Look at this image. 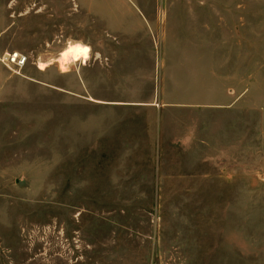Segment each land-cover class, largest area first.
I'll return each mask as SVG.
<instances>
[{
    "label": "rangeland",
    "instance_id": "374dc122",
    "mask_svg": "<svg viewBox=\"0 0 264 264\" xmlns=\"http://www.w3.org/2000/svg\"><path fill=\"white\" fill-rule=\"evenodd\" d=\"M4 52L0 264H264V0H0Z\"/></svg>",
    "mask_w": 264,
    "mask_h": 264
},
{
    "label": "crops",
    "instance_id": "0c3cea01",
    "mask_svg": "<svg viewBox=\"0 0 264 264\" xmlns=\"http://www.w3.org/2000/svg\"><path fill=\"white\" fill-rule=\"evenodd\" d=\"M133 16L137 26H128V25H120L118 22V26L114 25V21H110L113 24V27H109L108 28V36H113L116 35L119 38L124 37V41L125 42H129L133 40L137 39V35L139 33L145 35V37H149V33L151 30V26L147 27L145 26V21H144V15L140 12H138L137 10H133ZM108 16V15H107ZM109 17V16H108ZM112 18V17H109ZM114 18V17H113ZM154 50L152 48H150L149 46L144 48V50L141 51V49H134V50H125V51H116L117 53H115V55H111V53L109 51V53H106V51L103 52L104 55L107 54V56L109 57L110 55L112 57L114 56H118V57H128V58H133V57H137L139 54H142L144 57L150 59L153 57V59L155 58V54L153 52Z\"/></svg>",
    "mask_w": 264,
    "mask_h": 264
},
{
    "label": "bare ground",
    "instance_id": "6f19581e",
    "mask_svg": "<svg viewBox=\"0 0 264 264\" xmlns=\"http://www.w3.org/2000/svg\"><path fill=\"white\" fill-rule=\"evenodd\" d=\"M84 52L83 45L80 42L70 43L59 53V59L61 64H66L68 59L77 60L82 57ZM46 64L40 63L38 68L44 70Z\"/></svg>",
    "mask_w": 264,
    "mask_h": 264
},
{
    "label": "built area",
    "instance_id": "2783aa9c",
    "mask_svg": "<svg viewBox=\"0 0 264 264\" xmlns=\"http://www.w3.org/2000/svg\"><path fill=\"white\" fill-rule=\"evenodd\" d=\"M0 61L8 69H20L25 65L27 56L18 52H4L0 56Z\"/></svg>",
    "mask_w": 264,
    "mask_h": 264
}]
</instances>
